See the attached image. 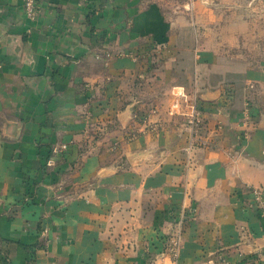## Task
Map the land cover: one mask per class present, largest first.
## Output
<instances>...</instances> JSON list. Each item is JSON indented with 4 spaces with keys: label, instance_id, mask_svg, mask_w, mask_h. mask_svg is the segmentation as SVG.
I'll return each mask as SVG.
<instances>
[{
    "label": "crops",
    "instance_id": "obj_1",
    "mask_svg": "<svg viewBox=\"0 0 264 264\" xmlns=\"http://www.w3.org/2000/svg\"><path fill=\"white\" fill-rule=\"evenodd\" d=\"M190 7L0 0V264H264V57Z\"/></svg>",
    "mask_w": 264,
    "mask_h": 264
},
{
    "label": "rangeland",
    "instance_id": "obj_2",
    "mask_svg": "<svg viewBox=\"0 0 264 264\" xmlns=\"http://www.w3.org/2000/svg\"><path fill=\"white\" fill-rule=\"evenodd\" d=\"M171 16L195 19L199 34L216 53L240 56L257 66L264 57V0H158Z\"/></svg>",
    "mask_w": 264,
    "mask_h": 264
},
{
    "label": "built area",
    "instance_id": "obj_3",
    "mask_svg": "<svg viewBox=\"0 0 264 264\" xmlns=\"http://www.w3.org/2000/svg\"><path fill=\"white\" fill-rule=\"evenodd\" d=\"M24 9L25 15L29 20H35L39 13V0H24ZM188 125L193 131H198L201 125L200 115L195 109L192 111L189 116ZM67 146H63V149H66ZM255 195L258 199L259 210L262 211L264 215V194L261 191H256ZM181 229L178 228L176 233L168 242V247L166 250V257L169 260L168 264H178L180 254H181V245H182V234Z\"/></svg>",
    "mask_w": 264,
    "mask_h": 264
}]
</instances>
